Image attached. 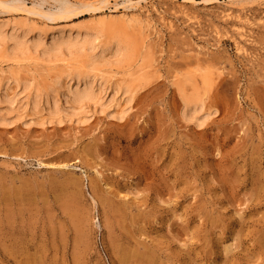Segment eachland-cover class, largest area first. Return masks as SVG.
Listing matches in <instances>:
<instances>
[{"label":"rangeland","instance_id":"rangeland-1","mask_svg":"<svg viewBox=\"0 0 264 264\" xmlns=\"http://www.w3.org/2000/svg\"><path fill=\"white\" fill-rule=\"evenodd\" d=\"M21 2L101 7L57 24L0 9V23L124 27L149 83L125 94L123 70L103 68L77 104L62 64L0 66L13 118L0 126V264H264V0ZM26 79L61 115L52 99L33 109ZM183 94L204 101L202 127Z\"/></svg>","mask_w":264,"mask_h":264},{"label":"bare ground","instance_id":"bare-ground-1","mask_svg":"<svg viewBox=\"0 0 264 264\" xmlns=\"http://www.w3.org/2000/svg\"><path fill=\"white\" fill-rule=\"evenodd\" d=\"M107 2V1H105ZM63 5V4H62ZM62 7V8H61ZM57 13L45 14L38 11L33 13L27 9L21 0H0V9L6 13L25 12L29 16L35 15L44 20L57 24L67 21L77 15L83 14L85 9L93 14L101 12L102 8L93 3L81 6L65 4ZM114 31V32H112ZM111 32V33H110ZM106 39L103 43L102 40ZM147 57L142 54L140 44L135 36L126 28L116 31L108 21L97 24L78 25L76 27H58L50 35L46 32L35 31L34 27L26 21H6L0 23V66L8 69L21 68L31 62L46 64H62L66 67L63 72L69 86L68 93L73 102L86 104L96 98L97 73L103 68H116L123 70V91L125 94L136 92L149 83L144 71ZM18 74L13 78L18 80ZM2 76L0 75V83ZM101 82L100 90L104 91ZM1 85V84H0ZM34 89L29 94L33 109L38 111L43 106V100L47 103L52 99L51 114L59 116L64 111L60 99L55 98L53 90L36 86L33 80H24V91ZM115 96V93H114ZM185 107V117L189 121L197 122L202 127L209 117L202 115L204 101L200 97L182 95ZM12 104L8 95H2L0 90V105ZM10 110V109H9ZM10 112H0V126L12 125Z\"/></svg>","mask_w":264,"mask_h":264}]
</instances>
